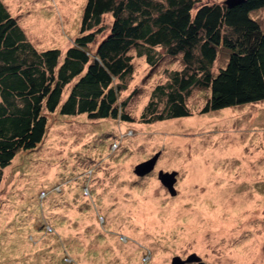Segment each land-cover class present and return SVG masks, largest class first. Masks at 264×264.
I'll use <instances>...</instances> for the list:
<instances>
[{"label": "rangeland", "instance_id": "1", "mask_svg": "<svg viewBox=\"0 0 264 264\" xmlns=\"http://www.w3.org/2000/svg\"><path fill=\"white\" fill-rule=\"evenodd\" d=\"M1 1L38 50L58 48L62 59L80 35L86 0ZM251 16L264 31V8ZM131 55L118 101L132 122L48 114L44 141L4 170L0 264H171L192 254L264 264V102L201 113L209 91L193 88L191 116L143 124L154 87L183 65L164 56L151 68ZM228 55L218 49L214 73ZM155 154L154 170L136 176ZM160 170L177 172L174 196Z\"/></svg>", "mask_w": 264, "mask_h": 264}, {"label": "trees", "instance_id": "2", "mask_svg": "<svg viewBox=\"0 0 264 264\" xmlns=\"http://www.w3.org/2000/svg\"><path fill=\"white\" fill-rule=\"evenodd\" d=\"M199 3L86 0L80 35L60 59L58 48L38 50L0 0V183L19 152L44 141L48 114L132 122L126 102L118 101L134 72L131 52L151 68L164 56L181 57L183 65L154 87L140 115L143 124L191 116L193 88L209 91L201 113L264 102V31L251 16L264 0L231 8ZM220 47L229 55L214 73Z\"/></svg>", "mask_w": 264, "mask_h": 264}, {"label": "water", "instance_id": "3", "mask_svg": "<svg viewBox=\"0 0 264 264\" xmlns=\"http://www.w3.org/2000/svg\"><path fill=\"white\" fill-rule=\"evenodd\" d=\"M245 0H225L223 4L229 8L242 4ZM159 154H155L152 158L139 163L134 168V173L138 177H143L150 172H152L155 168L156 161L158 159ZM176 171L165 172L158 171L157 178L160 183L168 190L171 196L176 194L175 191V183H176ZM201 258L196 256L195 254L189 255L186 259H181L179 256H175L171 260V264H188V263H197L200 262Z\"/></svg>", "mask_w": 264, "mask_h": 264}, {"label": "built area", "instance_id": "4", "mask_svg": "<svg viewBox=\"0 0 264 264\" xmlns=\"http://www.w3.org/2000/svg\"><path fill=\"white\" fill-rule=\"evenodd\" d=\"M87 190V189H86Z\"/></svg>", "mask_w": 264, "mask_h": 264}]
</instances>
